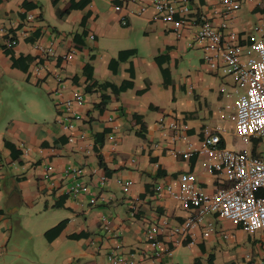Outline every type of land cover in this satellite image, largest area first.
<instances>
[{"label": "crops", "instance_id": "crops-1", "mask_svg": "<svg viewBox=\"0 0 264 264\" xmlns=\"http://www.w3.org/2000/svg\"><path fill=\"white\" fill-rule=\"evenodd\" d=\"M151 1L0 0V264L24 261L25 248L14 240L32 236L13 215L21 207L31 210L41 198L43 212H63L43 232L53 264H109L105 256L111 251L131 253L133 264L264 261L261 232H246L213 217L205 219L212 224L207 238L195 230L191 243L174 246L159 236L164 251L152 257L144 237L147 227L162 220L175 227L185 217L167 195H154L152 187L170 183L184 171H192L202 187L213 185L212 177L194 167V159L184 161L172 153L197 146L208 133L220 135L230 149L226 135L231 122L225 109L233 81L203 64L193 44V27L174 33L156 18ZM171 1H184L194 18H204L215 29L225 24L224 33L251 35L264 21V0H237L239 9L227 16L221 15L220 0ZM23 2L28 9L21 7ZM115 6L122 8L114 11ZM142 6L147 9L137 14ZM10 37L15 46H7ZM155 58L168 72L167 86ZM112 59L117 62L114 73L108 68ZM127 80L130 84L116 96L101 88L102 83L119 87ZM15 90L30 91L38 115L31 117L17 100L9 103ZM74 92L83 94L84 103L74 108L79 120L67 133L57 120L61 103ZM100 95L107 100L98 108ZM169 122L179 126L177 131L165 129ZM103 131L97 150L100 166L94 135ZM71 168L82 169L90 195L69 198L62 193L64 173ZM124 181L130 182L127 192L121 189ZM90 197L97 198L95 205L88 204ZM242 245L247 249L241 251ZM33 257L36 264H45Z\"/></svg>", "mask_w": 264, "mask_h": 264}, {"label": "built area", "instance_id": "built-area-1", "mask_svg": "<svg viewBox=\"0 0 264 264\" xmlns=\"http://www.w3.org/2000/svg\"><path fill=\"white\" fill-rule=\"evenodd\" d=\"M134 2L135 0H126L129 4ZM220 5L223 16L239 9L237 0H220ZM150 6L156 18L169 24L176 34L184 28L193 27V44L201 51L203 64L209 70H218L222 78L232 79L233 91L228 94L230 106L225 110L231 122L228 131L233 138L242 146L255 140L252 142L253 147L264 140V21L259 23L251 35L230 30L224 33L227 28L225 24L221 25V29H215L204 18H194L184 1L176 5L171 0H152ZM121 8L115 6L113 10L119 11ZM146 9L147 7H140L137 14ZM120 24H125L124 18H120ZM89 39L92 37L89 36ZM15 45L16 40L10 37L7 46ZM49 52L47 49L46 53ZM67 58L69 57H63L64 60ZM83 103V94L75 92L61 103L62 113L57 124L64 132L69 133L75 129L79 116L74 108L81 107ZM159 127L177 131L179 126L169 122L166 126L160 124ZM67 142L72 143L73 138L68 136ZM172 154L184 161L194 159V167L212 177L214 183L210 188L202 187L192 171H184L170 183L153 185V194L167 195L185 212V217L175 227L168 228L165 220L147 227L144 237L152 257L157 258L164 251L162 239L174 246L182 241L191 243L195 230L199 231L202 239L207 238L212 230V224L205 222L207 217L238 225L246 232L258 231L264 235V154H255L244 148L227 149L217 133L205 134L197 146L187 145L184 151L173 150ZM82 176L81 168L65 171L66 185L62 193L66 197L90 195ZM103 182L104 178H100V184ZM129 187L128 181L121 184L123 192H127ZM96 201V197H90L88 204L95 205ZM129 209L134 211L135 208L130 205ZM101 223L106 230L107 223L103 219ZM159 236L162 237L161 240ZM221 238L226 239V236L221 235ZM105 257L109 264L134 262L131 253L122 255L111 251Z\"/></svg>", "mask_w": 264, "mask_h": 264}, {"label": "rangeland", "instance_id": "rangeland-1", "mask_svg": "<svg viewBox=\"0 0 264 264\" xmlns=\"http://www.w3.org/2000/svg\"><path fill=\"white\" fill-rule=\"evenodd\" d=\"M14 93L16 95L8 96L9 103H15V100H17L29 109L28 111L31 117H35L36 115H38L37 113H35L36 111L34 109V105H32L33 100L30 91L15 90ZM40 108H42V106ZM40 113H44V109H42ZM253 141L255 140H250L246 146H242L237 140H235V138H233L231 132L228 131L226 135V145L228 148L232 150H239L240 148H244L246 150H250L255 154H264V140H260L259 142H257L255 147H253L252 145ZM42 200L43 199L41 198L36 205H33L31 210H27L24 207H21L18 213H15L13 215L16 218L20 219L22 229L30 233L32 237L30 239L24 237L23 241L21 240V238H15L14 242H19L18 245L25 248L24 261L20 259H14L12 264H36L33 254L38 259L42 258L43 261L45 260V264H53L54 262L53 258H49L50 253L44 249L46 245L44 240L45 238L43 237V232L48 230V223L52 221V219H57L58 214L63 212L58 210L43 212L41 202ZM37 229H39L40 233H42V236H40V234H36L39 233ZM20 242L22 243L20 244ZM239 249L242 251L246 250L247 247L242 245L239 247Z\"/></svg>", "mask_w": 264, "mask_h": 264}, {"label": "trees", "instance_id": "trees-1", "mask_svg": "<svg viewBox=\"0 0 264 264\" xmlns=\"http://www.w3.org/2000/svg\"><path fill=\"white\" fill-rule=\"evenodd\" d=\"M56 0H51V3L53 4L54 2H55ZM79 6H81V5H79ZM21 7L23 8V9H28L29 8V6H28V3H26V2H23L22 4H21ZM159 59L160 58H155L154 59V61L156 62V64L158 65V68H159V71H160V74H161V77H162V81H163V86H167V85H169V77H168V72L165 70V69H162L161 68V61H159ZM116 65H117V62L115 61V60H110L109 61V63H108V68H109V70L112 72V73H114L115 72V67H116ZM89 66H87V65H85L84 66V68H83V70H82V73L84 74V75H86L87 74V70L89 69L88 68ZM129 78L131 79L132 78V70L130 69L129 70ZM127 84H130V81L129 80H127V81H124L123 83H122V85H120L119 87H115V86H113V85H110V84H108V83H102V85H101V88L102 89H106V88H109L110 89V91H111V93L114 95V96H116L118 93H120V92H122L124 89H125V86L127 85ZM92 86V85H91ZM88 90H89V87H85V92H88ZM105 100H107V97L105 96V95H100V102L98 103V105H97V107L98 108H101V107H103L104 106V101ZM104 133H105V131H103V132H101V133H99V134H95L94 135V144H95V152L97 153V159H98V164L100 165V166H102L101 165V160H100V157H99V155H98V148L102 145V140H103V136H104Z\"/></svg>", "mask_w": 264, "mask_h": 264}]
</instances>
